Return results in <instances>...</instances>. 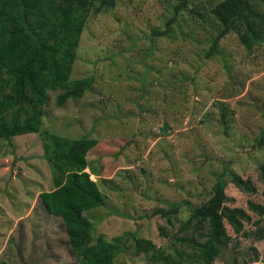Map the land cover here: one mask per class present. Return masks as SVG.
I'll return each instance as SVG.
<instances>
[{
  "label": "rangeland",
  "instance_id": "374dc122",
  "mask_svg": "<svg viewBox=\"0 0 264 264\" xmlns=\"http://www.w3.org/2000/svg\"><path fill=\"white\" fill-rule=\"evenodd\" d=\"M221 1L188 0L175 15L180 0H116L90 14L70 81L92 77L91 89L62 107L60 91L47 92L38 133L0 139V264H78L61 219L39 198L54 188L45 132L97 141L84 172L106 203L86 216L94 237L128 239L115 264H201L179 240L218 178L223 206L242 209L250 221L240 233L223 222L229 242L208 264H264V238L254 237L264 213L248 204L264 207V42L249 51L230 32L214 43L209 11ZM232 174L257 192L240 191ZM207 232L195 239L203 242L197 235ZM133 238L150 241L160 257L133 255Z\"/></svg>",
  "mask_w": 264,
  "mask_h": 264
},
{
  "label": "trees",
  "instance_id": "16d2710c",
  "mask_svg": "<svg viewBox=\"0 0 264 264\" xmlns=\"http://www.w3.org/2000/svg\"><path fill=\"white\" fill-rule=\"evenodd\" d=\"M187 1L180 0L173 7L175 15L187 11ZM94 2L98 3L96 8H93ZM262 4L264 0H223L211 7L209 13L218 32L214 43L233 32L246 50L262 44ZM115 5L116 0H0V139L38 133L47 92L59 90L56 105L62 107L71 99L82 98L91 89L92 77L70 81L75 50L90 14ZM154 35L164 33L156 31ZM43 140V157L52 171L54 185L52 190L39 194L46 212L61 219L67 243L78 264H115L116 259L127 252L128 239L121 236L107 239L104 234L94 237V227L86 216L87 212L102 208L106 203L98 185L84 172L87 153L97 141L85 137L70 139L47 132ZM263 141L264 133L260 144ZM258 179L264 186V164L259 167ZM229 182L244 193L257 192L249 180L237 174H232ZM226 200L225 184L218 178L209 198L191 210L183 227L185 230L192 227L190 234L178 239L187 243V248L197 251L201 264L213 262L228 244L224 221L234 233H240L243 223L250 221L242 209L224 207ZM248 204L250 211L264 213L263 206ZM204 227L208 232L205 236L197 235L205 238L200 243L194 234ZM254 237L262 240L264 228L258 229ZM133 239V255L152 251L153 256L160 257L150 241Z\"/></svg>",
  "mask_w": 264,
  "mask_h": 264
}]
</instances>
